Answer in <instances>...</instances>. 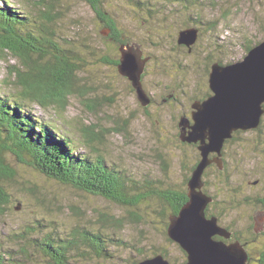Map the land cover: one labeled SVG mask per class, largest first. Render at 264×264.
<instances>
[{
  "label": "rangeland",
  "instance_id": "rangeland-1",
  "mask_svg": "<svg viewBox=\"0 0 264 264\" xmlns=\"http://www.w3.org/2000/svg\"><path fill=\"white\" fill-rule=\"evenodd\" d=\"M6 1L39 26L44 6L51 3L56 27L65 38L61 47L73 48L82 69L78 87L84 90L68 97L66 111L30 105L32 112L45 123L68 129L79 153L92 158L102 156L110 166L139 182L161 181L178 190L186 189V180L199 157L196 147L181 143L179 123L191 117L196 101L212 95V64L239 62L248 54L247 47L264 40V0H139L145 3L141 8L137 0H104V8L127 39L120 50L118 45H108L105 37L110 31L85 0ZM33 23L32 27L38 29ZM194 28L199 30V37L191 50L179 45L180 33ZM122 50H132L146 61L142 83L151 100L147 107L118 67L98 61L103 54L120 60ZM13 66L24 68L8 52L5 59L0 58V95L16 93ZM88 105L96 108L90 111ZM263 120L258 129L242 132L235 142L226 144L220 165L203 177V191L213 198L209 212L223 215V227L228 225L238 232L250 226L257 232L264 231V207L254 203L264 197ZM81 126L94 128L95 138H87L89 144ZM6 158L15 173L13 180L0 181L10 197L0 214V251L21 248L13 235L33 226L37 228L33 237L39 240L51 234L64 241L76 231H100L106 238L117 233L129 247L109 245L113 258L86 260L84 251L92 250L83 244L76 264H128L161 255L158 252H167L177 263L187 260L179 245L168 240V229L153 206H145L137 217H132L103 197L50 179L11 155ZM102 214L127 219L125 227L102 228L98 224ZM263 247L264 237L250 246L249 264H260L258 256ZM40 251L39 246L30 249L31 264H48ZM75 252L68 257L71 264H75L71 259Z\"/></svg>",
  "mask_w": 264,
  "mask_h": 264
},
{
  "label": "trees",
  "instance_id": "trees-1",
  "mask_svg": "<svg viewBox=\"0 0 264 264\" xmlns=\"http://www.w3.org/2000/svg\"><path fill=\"white\" fill-rule=\"evenodd\" d=\"M1 2L3 7H0V58L5 59L8 52L21 61L24 68L12 67V73L16 78L13 84L17 87L14 96L0 95V181L13 180L15 171L6 161L8 154L19 163L33 168L50 179L103 197L126 210L132 217H137L144 208L153 206V211L162 217L167 231L170 223L167 222V216L169 215L171 218L178 215L182 207L189 201L188 182L191 176L186 180L184 186L186 189L184 190L164 185L161 181L139 182L121 170L110 166L102 156L92 158L79 153L76 141L68 129L45 123L41 117L32 112L30 105L39 106L47 111L53 108L66 111L68 97L75 94L76 91L84 90V88L80 87L81 89H79L78 87V74L82 69L79 67L80 64L77 62L78 59L73 48L64 50L61 47L65 38L62 31L56 27L55 17L51 13V3L46 4L40 14V26L37 21H32L37 23V29V27H32L31 19L23 14L21 9L17 11L6 0ZM85 2L91 7L103 27L110 31L105 37L108 45H118L119 50L121 46H125L124 39L126 37L124 38V33L104 8V0H85ZM195 2L198 1L192 3ZM135 3L138 4V8L145 4L139 0ZM259 43L247 47V52ZM85 46L87 45L85 44ZM43 60L45 62H42ZM98 61L104 65L115 67L120 64V60H113L107 54L99 56ZM217 63L220 65L232 64V62L221 61ZM210 95L209 93L208 97ZM88 106L90 111H94L96 108L95 105ZM263 126L264 120L261 128ZM81 131L84 133L86 143L89 144L87 138L90 140L95 138L93 127L90 129L82 127ZM239 134H242V131L235 133L234 137L226 144L235 142ZM181 143L185 144L182 141ZM199 161L200 154L192 172ZM245 201L250 203L247 198ZM9 202V195L0 185V214L3 213V206ZM254 203L259 207H264V197L255 200ZM134 210L139 211L136 213ZM168 210L169 214L167 215ZM209 211L210 209L207 210V216L217 217L219 224L223 227V215L218 217L214 211ZM126 221L127 219L102 214L98 224L102 228L122 230ZM224 228L232 233V241H239L245 246L250 263L252 256L248 249L251 245L262 242L264 231L257 232L253 226L245 230L241 229V232L235 228L231 229L228 225ZM36 230V227L29 226L20 233L14 234L13 236L19 240L17 243L21 244V248L15 251H0V264H28L27 262L31 264L33 254L30 249L36 246L40 247V253L48 264H71L68 257L74 251H76V256H71V259L76 264L78 261L76 257L78 259L81 257V253L78 252L79 248L83 244L88 245V248L92 250V254L88 249L84 251V254L87 253L86 260L113 258L108 248L109 245L129 248L124 240L119 239L121 237L117 233H112V237L106 238V235L100 231L97 233L76 231L71 239L63 241L55 239L51 234L39 240L37 237H33ZM217 239L222 240L221 238ZM168 240L173 242L170 238ZM259 252L258 261L260 264H264V247ZM158 253L168 259L171 264L187 262L186 260L183 263H177L170 259L167 252ZM183 253L187 257L184 251ZM155 254L157 255V253ZM143 256L148 258L147 255ZM136 262L139 260L128 262V264Z\"/></svg>",
  "mask_w": 264,
  "mask_h": 264
},
{
  "label": "water",
  "instance_id": "water-1",
  "mask_svg": "<svg viewBox=\"0 0 264 264\" xmlns=\"http://www.w3.org/2000/svg\"><path fill=\"white\" fill-rule=\"evenodd\" d=\"M198 37L197 29H189L180 33L178 42L191 50ZM145 64L134 51L122 50L118 69L132 82L140 102L146 107L151 100L142 83ZM209 88L212 95L202 102L196 101L192 105L191 119L184 117L179 123L181 141L198 145L201 159L188 182L189 201L178 215L171 217L167 233L187 254L184 264H249L245 246L240 242L225 243L232 233L219 224L217 217L207 216L213 198L203 191V177L209 166L220 165L225 144L235 133L256 130L261 124L264 117V40L239 62L213 64ZM134 264L171 263L163 255H157Z\"/></svg>",
  "mask_w": 264,
  "mask_h": 264
},
{
  "label": "flooded vegetation",
  "instance_id": "flooded-vegetation-1",
  "mask_svg": "<svg viewBox=\"0 0 264 264\" xmlns=\"http://www.w3.org/2000/svg\"><path fill=\"white\" fill-rule=\"evenodd\" d=\"M192 113V112H191ZM191 116V115H190ZM191 118V117H190ZM185 144H187V143H185ZM187 145H194V144H187ZM194 146H198V145H194ZM225 146H226V144H225ZM197 148V147H196ZM224 149H225V147H224ZM197 150H198V148H197ZM199 152V151H198ZM223 153H224V150H223ZM200 154V153H199ZM211 157L213 158V157H215V155H211ZM200 159H201V156H200ZM214 166L216 167V164H212L211 166H209L208 167V169L206 170V174H207V172L210 170V169H212V168H214ZM192 175V174H191ZM205 175V174H204ZM232 242H235V241H232V239H230V240H228V241H225V243H227V244H230V243H232ZM236 242H239V241H236ZM241 243V242H240ZM242 244V243H241Z\"/></svg>",
  "mask_w": 264,
  "mask_h": 264
},
{
  "label": "clouds",
  "instance_id": "clouds-1",
  "mask_svg": "<svg viewBox=\"0 0 264 264\" xmlns=\"http://www.w3.org/2000/svg\"><path fill=\"white\" fill-rule=\"evenodd\" d=\"M176 244V243H175ZM178 245V244H177ZM180 247V246H179ZM181 248V247H180ZM182 249V248H181Z\"/></svg>",
  "mask_w": 264,
  "mask_h": 264
}]
</instances>
